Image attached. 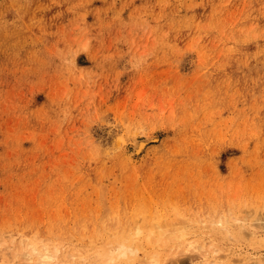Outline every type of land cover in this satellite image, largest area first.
Instances as JSON below:
<instances>
[{"label":"rangeland","instance_id":"374dc122","mask_svg":"<svg viewBox=\"0 0 264 264\" xmlns=\"http://www.w3.org/2000/svg\"><path fill=\"white\" fill-rule=\"evenodd\" d=\"M175 220L182 264H264V0H0V264Z\"/></svg>","mask_w":264,"mask_h":264},{"label":"bare ground","instance_id":"6f19581e","mask_svg":"<svg viewBox=\"0 0 264 264\" xmlns=\"http://www.w3.org/2000/svg\"><path fill=\"white\" fill-rule=\"evenodd\" d=\"M157 138H158L157 135L153 136V135H149V134H147L146 137L136 138L134 140V143H133L134 144V151L133 152H135V154H139L142 150H144V148L147 145V142L150 139H157ZM180 221L182 223L179 222L178 226L175 224V223H177L176 220H175V222H171V224L175 225L174 231H173V229H172V231L169 229L170 228L169 226H171V225H169L168 227L158 225L159 226L158 238L160 239V240L158 239L159 240L158 242L161 241V243H162L160 245V247H164V245L170 244L174 250H172V251L170 250L169 253L167 254V256L164 258H162L160 256V254L158 252H156L155 250H154V252L150 251V252H148V254L146 253L144 255L145 258L141 259L140 258L141 256L138 258V260H137L138 264L140 262H142L140 264H182L179 261V259H177L178 258L177 255H181V254L184 255V253H188V252H193L196 254L197 249H198V252H200V254H202V256H205L203 254L207 253V250L204 251V249H206L203 246L204 244L203 245L197 244V243H199V240L197 243H195L196 241L195 242L189 241V243L187 241H185L186 239L184 238V236L187 234L186 233L187 231L184 228H182V229L178 228L179 225H180V227H182L181 224L184 225L183 221L182 220H180ZM222 221H223L222 219L220 221L218 219V223L220 225H223ZM224 221H226V219H224ZM222 227L227 229L229 226H227L226 222H225L224 226H222ZM183 229L186 232L183 231ZM227 231L231 232V229L227 230ZM168 232H169V234L166 238L161 237L162 235H164ZM22 249L24 251H21V253H23L26 256L27 260H29L30 262H32L35 259V257H38L37 262L39 264H56L54 262V258H55L54 253L52 252V249L49 246H44V249H40L36 245V243L35 244L29 243V244L25 245V248H22ZM138 250H139L138 246L134 245L132 240L129 237H125V238H121V239H114V240L111 239L99 251L96 250L97 251L96 258H95V261H92V264H114L117 261H120L125 257L132 259V257H130V255L137 254ZM18 255H19V253L17 254V256ZM189 255L191 256V254H189ZM144 256H142V257H144ZM175 257H176V260H175ZM15 259H17L16 256H15ZM14 261L15 260L11 258L10 262L14 264ZM208 264H218V261L217 260H211ZM231 264H233V263H231Z\"/></svg>","mask_w":264,"mask_h":264}]
</instances>
